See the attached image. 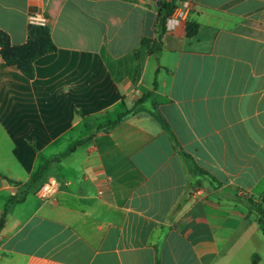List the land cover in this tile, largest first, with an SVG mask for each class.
Returning a JSON list of instances; mask_svg holds the SVG:
<instances>
[{"label": "crops", "instance_id": "obj_1", "mask_svg": "<svg viewBox=\"0 0 264 264\" xmlns=\"http://www.w3.org/2000/svg\"><path fill=\"white\" fill-rule=\"evenodd\" d=\"M168 1L0 0L13 45L32 13L57 46L33 80L0 55V264H264V0H179L154 54Z\"/></svg>", "mask_w": 264, "mask_h": 264}, {"label": "trees", "instance_id": "obj_2", "mask_svg": "<svg viewBox=\"0 0 264 264\" xmlns=\"http://www.w3.org/2000/svg\"><path fill=\"white\" fill-rule=\"evenodd\" d=\"M178 1L179 0H169L168 2L163 3L159 11V20H158V25L160 28L159 38L156 41L146 38L143 39L142 41L143 45L150 47L151 51L154 54H158L163 48L161 38L167 31L168 20L172 17L173 13L175 12ZM197 29L198 26L193 24H188V28H187L188 36L193 37L194 35H196ZM56 51H57V46L55 45V42L53 41L51 35V31L47 26L30 24L28 29V39L26 43L22 45H13L8 34L0 31V55L2 59L5 61V63L8 66L17 67L29 80H33L35 78L36 61ZM143 104H144V100L142 99L136 104H134V106L130 110L122 114L116 122H113L109 126H105V127L115 126L118 122L122 121L128 115H132L141 107H144ZM162 120L165 124V127L167 128V130L171 135L174 148L181 151L182 148L172 128L169 126V124H167V122H165L163 118ZM88 140H90V138L81 139L75 144H73V146L69 149V151L65 154V156H68L71 153L75 152ZM59 160L60 157L46 161L45 164L42 166V168L33 177V182L38 181L44 175V173L48 170L49 165L52 162H56ZM197 170L203 174H206L204 171L200 169ZM241 201L250 207H253L255 205V203L252 200L247 201L246 199L242 198ZM254 207L259 215V222L264 232V207L262 205H255ZM5 220H6L5 217H3L0 221V232L5 225Z\"/></svg>", "mask_w": 264, "mask_h": 264}, {"label": "built area", "instance_id": "obj_3", "mask_svg": "<svg viewBox=\"0 0 264 264\" xmlns=\"http://www.w3.org/2000/svg\"><path fill=\"white\" fill-rule=\"evenodd\" d=\"M191 9H192V4L189 1L180 2L175 12L173 13L172 17L168 20L167 31L168 32L173 31L177 26L183 23L187 19ZM30 16H31L30 24L39 25V26L47 25L46 19L41 17L39 14H30ZM58 188H59L58 183L54 180H51L42 185L37 195L39 199L43 201H48L57 193Z\"/></svg>", "mask_w": 264, "mask_h": 264}, {"label": "water", "instance_id": "obj_4", "mask_svg": "<svg viewBox=\"0 0 264 264\" xmlns=\"http://www.w3.org/2000/svg\"><path fill=\"white\" fill-rule=\"evenodd\" d=\"M158 5H161V2H159Z\"/></svg>", "mask_w": 264, "mask_h": 264}]
</instances>
